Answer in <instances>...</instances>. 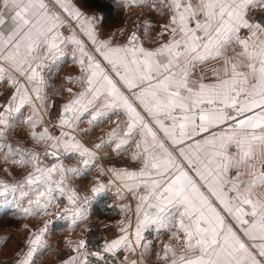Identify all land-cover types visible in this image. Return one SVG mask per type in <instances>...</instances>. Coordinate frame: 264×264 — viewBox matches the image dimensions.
I'll return each mask as SVG.
<instances>
[{"label": "snow or ice", "instance_id": "6c2138e0", "mask_svg": "<svg viewBox=\"0 0 264 264\" xmlns=\"http://www.w3.org/2000/svg\"><path fill=\"white\" fill-rule=\"evenodd\" d=\"M131 3L155 7L156 0ZM164 9L168 22L157 34L160 42L146 48L135 31L122 44L113 42L115 34L100 39L97 17L71 0H0V81L15 89L0 105V154L5 162L33 165L23 184L0 182V196L26 184L21 196L35 193L29 200L35 208L46 210L66 197L61 218L73 224L85 219L84 206L113 181L98 180L92 197L78 203L68 177L85 176L97 153L72 133L86 115L90 125L116 116L107 140L94 148L114 145L119 154L135 143L138 169L107 170L137 200L135 245L125 224L123 235L104 251L141 248L143 257L150 247L144 233L163 232L171 234L156 254L164 264H264V0H160L157 11ZM66 26L72 28L67 36L61 31ZM150 27L145 22V35ZM68 46L81 74L66 79L79 81L81 90L62 106L61 132L53 136L48 127H37L51 87L45 71H52ZM25 108L27 136L47 146L45 157H57L50 167L41 164L39 153L7 143ZM61 155L77 156L80 167H65ZM47 229L48 222L34 233L16 264H37ZM73 251L77 255L63 264H88L80 259L88 254L85 240Z\"/></svg>", "mask_w": 264, "mask_h": 264}, {"label": "crops", "instance_id": "0c3cea01", "mask_svg": "<svg viewBox=\"0 0 264 264\" xmlns=\"http://www.w3.org/2000/svg\"><path fill=\"white\" fill-rule=\"evenodd\" d=\"M119 1L125 12L137 13L145 20V22H149L151 24L147 34L151 43H142L146 48L157 47L160 39L154 40L153 37L157 36V34L161 32V25L168 22L167 9L157 11V9L160 8V0H156L155 7H143L131 3V0H127V6H125V0ZM71 3L86 15L96 16V27L98 29L99 38H108L101 32L100 20L102 19V13L100 10H95L93 7H90L91 9L88 8L84 0H71ZM75 24L76 21L71 20V25L74 26ZM61 31L65 36H67L71 33L72 28L66 26L62 28ZM76 31L79 32V29H76ZM165 36L166 39H163L164 41L168 39V36ZM81 38L87 40V37H84L82 33ZM72 52V46H68L65 55L60 57L56 61V64L52 66V71H45V77L49 80L51 87L45 89L47 99L45 101V108L41 110L43 122L37 127L40 130H43L44 127H48L51 133L50 120L55 117V131L57 132L51 133L53 136H58L61 132L59 120L62 106L73 98V93L81 90L79 81L70 83L66 79V77H78L81 74L79 66L73 60ZM201 70L207 71V69H198V71ZM69 88L73 91L68 92L67 89ZM14 91L15 89L6 80L0 81V98H4L2 105L8 103ZM29 115L30 109L25 108L23 110V117L7 134V143L11 144L14 148L21 146L26 150L31 149L39 153L41 156V164L43 166L50 167L56 162L57 157L53 156L51 160L46 159L44 152L47 146L44 144H37L27 136L30 129L24 123V120L27 119ZM123 120L124 117L121 116L119 118V122H122ZM116 123V116H112L110 120H105L99 125H90L86 115L78 123L76 131L72 133L82 144L85 145V147H88L97 153L96 160L93 162L90 171L85 176L70 175L68 177V186L74 189L80 196V201L78 203H82L85 197H92L90 189L98 180L102 181L105 185H108L109 180L113 181L111 185H108L103 195L93 199L90 204L84 206L87 211L85 219L78 220L75 224H73L70 217L61 218L62 215L56 214V205H68L66 197H57L56 201L50 204L46 210L35 208L29 203L30 199H35V193L31 194L30 197L21 196L22 191H28V186L26 184H24L23 189L17 188L15 192L9 191L6 196H0V216H14L18 219L14 224L15 227L7 226L4 228L0 225V251L3 252L2 256L8 253H13L20 244L22 246L20 248L21 250L19 255H21L27 250V241L32 238L34 233L38 232L46 222H48V229L43 237L46 247L34 257L37 264H63V262L67 261L69 257L76 256L77 252H74L73 248L76 247L81 239H83L84 230L92 221L103 223L112 229L107 242L118 239L121 235H123L119 229L125 224L129 225L128 234L133 245H135L132 234L136 226L135 209L137 200L134 198L132 193L121 188L120 182L116 181L111 173L107 171L109 168H123L129 170L138 169L140 163L132 160V153L135 151V143L127 145V151H121L119 154L112 151V147H114V145L110 147L105 144L104 147L98 150L94 148V145L99 143L101 139L107 140V133L110 129L116 126ZM82 129H87V131H81ZM16 159H19V157H16ZM59 159L62 160L65 167H80L79 158L75 155H61ZM105 163H108V166L104 165ZM98 169H103V174H101ZM32 171L33 165L21 167L12 162H5L4 156L0 154V182H3L4 185L13 186L18 183L23 184L27 175ZM118 189L122 195L118 194ZM104 204L112 207L111 211L104 210ZM28 208H31L34 214L29 215L24 211ZM94 209L102 214H95ZM144 235L149 241L150 247L147 254L143 257L140 254L143 251L141 248H137L135 251L125 250L124 248L117 250L122 259L125 261V264H130L133 260L137 261V264H140L141 261H143V264H164L163 261L157 259L156 254L157 252L162 253L163 245L169 242L171 234H165L163 232L159 234L155 232H145ZM67 248L70 249L67 252V258L64 256L61 260H59L57 256L60 252ZM79 251L82 253L84 252L83 249H80ZM80 259L85 260V255H81ZM16 260L12 264H16Z\"/></svg>", "mask_w": 264, "mask_h": 264}, {"label": "rangeland", "instance_id": "374dc122", "mask_svg": "<svg viewBox=\"0 0 264 264\" xmlns=\"http://www.w3.org/2000/svg\"><path fill=\"white\" fill-rule=\"evenodd\" d=\"M93 9L96 10V8H93ZM137 15L138 14L134 12H125L120 4L119 7L116 9V15L113 18L109 19L111 21H106L105 23H102L100 20L102 34L106 37H109L115 34L113 42L123 43L127 41L125 38V35L129 28L130 29L142 28L143 41L141 42L150 44L151 43L150 39L147 37V35L144 34L145 20L140 15H138L140 17L138 18ZM136 18L138 19L136 20ZM153 39L155 40V39H160V38L158 36H154ZM163 39H166L165 35L163 36ZM54 118L55 117H53V119L50 120L51 133L57 132L55 131L56 122L54 121ZM104 165L108 166V163H105ZM65 206L67 205L65 204L56 205L55 207L56 214L62 215V209ZM17 220H18L17 217H14V216H11V217L10 216L8 217L0 216V225H2V227L4 228L7 226L15 227L14 224L17 222ZM111 230L112 229L106 226L105 224L100 223V222H93V221L86 227V229L84 230V234H83V240L86 241V250L88 254L85 256V259L88 261V263L94 264L93 262L94 255H91V253H99L101 255L100 243L103 239V235L110 234ZM21 246L22 245L20 244L16 249L14 248L15 250L13 253H8L3 256H2L3 252L0 251V264H12L19 256ZM68 250L70 249L67 248V249H64L62 252H60V254L57 256L58 259L61 260V258L64 256L65 258H67ZM83 250L85 252V249ZM116 264H125V261L120 257L119 262Z\"/></svg>", "mask_w": 264, "mask_h": 264}, {"label": "trees", "instance_id": "16d2710c", "mask_svg": "<svg viewBox=\"0 0 264 264\" xmlns=\"http://www.w3.org/2000/svg\"><path fill=\"white\" fill-rule=\"evenodd\" d=\"M86 3V6L93 7L101 11L102 13V19L101 22L105 23L109 19L113 18L116 15V9L120 5L119 0H84ZM112 207H109L107 205H103V209L107 211H111ZM94 213L97 215H101L99 211L94 209ZM90 264V263H88Z\"/></svg>", "mask_w": 264, "mask_h": 264}, {"label": "built area", "instance_id": "2783aa9c", "mask_svg": "<svg viewBox=\"0 0 264 264\" xmlns=\"http://www.w3.org/2000/svg\"><path fill=\"white\" fill-rule=\"evenodd\" d=\"M137 17L140 18L138 15H137ZM138 18H136V20ZM129 29L127 30L126 35H125L126 40H127L128 36H130L132 34V32L135 31L137 33V35L140 37V40L143 41V39H142V28H134V29H130V30ZM3 102H4V98H0V105H2ZM109 237H110V234H104L103 235V239L100 243L101 255H100V257H96V256L93 257L94 264H116L119 262L121 255L118 251H116L115 254L108 253V252L104 251V245L107 242V240L109 239Z\"/></svg>", "mask_w": 264, "mask_h": 264}, {"label": "water", "instance_id": "95a60500", "mask_svg": "<svg viewBox=\"0 0 264 264\" xmlns=\"http://www.w3.org/2000/svg\"><path fill=\"white\" fill-rule=\"evenodd\" d=\"M48 150L51 151L50 149H48ZM45 158L51 160L53 158V156L50 155V156H47Z\"/></svg>", "mask_w": 264, "mask_h": 264}]
</instances>
